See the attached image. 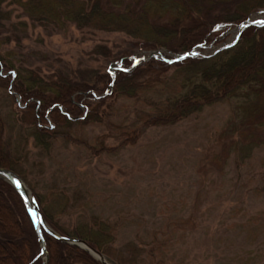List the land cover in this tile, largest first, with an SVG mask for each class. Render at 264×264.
I'll list each match as a JSON object with an SVG mask.
<instances>
[{"label":"trees","instance_id":"16d2710c","mask_svg":"<svg viewBox=\"0 0 264 264\" xmlns=\"http://www.w3.org/2000/svg\"><path fill=\"white\" fill-rule=\"evenodd\" d=\"M14 6L22 17H13ZM260 9H264V0H0V68L15 71L12 88L22 102L32 99L22 108L20 120L24 129H33L30 134L42 155L59 139L78 141L88 149L90 141L85 143L80 131L95 121L107 120L93 141L108 150L107 140L124 147L135 143L146 127L174 124L197 115L206 105L234 100L242 124L230 145L241 157L252 149H264V26L248 25L232 45L216 48L233 40V36L228 40L233 35L230 30ZM29 21L50 23L57 29L74 24L122 31L133 38L127 50L114 58L123 68L131 66L134 50L160 47L175 55L194 50L195 55L173 62L165 59L172 57L168 53L140 58L130 70H113L110 88V72L91 66L39 76L18 63L13 57L16 51L4 48L9 42L18 43ZM96 46L90 54L104 60L113 58L108 48ZM8 76L0 74V89L7 90L13 101ZM51 106L53 129L37 126L38 118L44 119ZM82 114L74 121L68 117ZM71 123L79 126L78 133L65 128ZM11 134L0 112V166L25 178L18 167L19 141ZM252 190L264 194V169ZM46 191L45 201L32 192L49 225L61 234L84 239L116 264H181L172 262L170 251L175 239L185 236L193 225L191 217H163L158 226L146 229L144 236L135 232L118 244L127 218L120 216L119 221V216L99 213L88 190L80 203L77 192H59L51 186ZM77 207L80 213L71 225L59 223L58 217L71 215ZM4 214L9 215V222ZM42 233L46 264H101L84 249L59 241L43 229ZM39 251V240L19 194L0 178V264H41Z\"/></svg>","mask_w":264,"mask_h":264},{"label":"rangeland","instance_id":"374dc122","mask_svg":"<svg viewBox=\"0 0 264 264\" xmlns=\"http://www.w3.org/2000/svg\"><path fill=\"white\" fill-rule=\"evenodd\" d=\"M13 9V17H22L19 8ZM248 17H264V9ZM28 23L26 31L18 34V43L9 42L4 48L16 51L13 57L18 63L34 69L39 76L57 69L70 72L87 66L113 71L117 65L114 58L133 41L122 31L80 28L74 24L57 29L50 23ZM4 36L5 33L1 37ZM96 45L99 49L108 48L113 58L104 60L90 54L97 49ZM154 50L175 55L160 47ZM151 51L134 50L132 58L147 59ZM0 71L9 75L2 68ZM12 81L13 78L11 84ZM11 95L13 101L7 90L0 89V112L7 128L12 130V139L19 141L20 150L16 154L23 179L41 199L47 200L46 189L51 186L59 192L63 189L77 192L80 203L88 190L94 195L92 200L99 213L119 216V221L120 216L127 218L120 229L118 244L135 232L144 236L146 229L158 226L163 217L166 220L189 216L194 223L185 236L175 239L170 251L172 262L264 264V194L251 191L264 169L261 166L264 149H252L241 157L232 151L230 139L236 137L238 125L242 124L236 101L206 105L197 115L174 124L146 127L135 143L124 147L107 140L108 150L93 141L107 120L95 121L80 131L84 142L90 141L89 150L78 141L59 139L42 155L30 134L33 129H24L20 120L22 108L32 99L22 102L20 98L19 105ZM50 110L44 119L38 118L37 126L53 129L55 122L50 118ZM68 117L74 121L83 114ZM111 119L115 121V117ZM65 128L79 132L75 123ZM78 208L71 215L58 217L59 223L71 225L80 213ZM8 218L4 214V220L9 222Z\"/></svg>","mask_w":264,"mask_h":264},{"label":"water","instance_id":"95a60500","mask_svg":"<svg viewBox=\"0 0 264 264\" xmlns=\"http://www.w3.org/2000/svg\"><path fill=\"white\" fill-rule=\"evenodd\" d=\"M254 21H264V17H247L245 20H243L241 23L237 24L231 30L232 33L235 32V34L233 36L234 37L233 40H231L228 43L216 48V50L224 48V47L229 46V45H232L236 41L240 32L245 28V25H247V26L248 25H260V24L254 23ZM185 53H195V51L194 50L186 51L183 54H176V55H173L171 58H165V59L167 61H171V62L176 61V60H180L178 57H186V56H184ZM152 55H162V53L160 50H152L149 53V56H152ZM187 56H189V55H187ZM139 59H140L139 57L134 58L131 66H129V67L123 68L120 65H116L113 68L114 69L120 68L123 70H125V69L130 70L135 66L137 60H139ZM144 59H145V57H144ZM108 72H110V74L112 75V79H111L109 86H108V88H110L112 85L113 78H114V73H113V71H110V68L108 69ZM0 74L5 75L2 73V71H0ZM7 74H11L12 77H14L15 71L11 70L8 73H6V75ZM8 91L15 96L17 104L21 105L20 96H19V94H17L12 89L11 83H10V86L8 88ZM106 92H107V90L104 93H106ZM23 105H25V104H23ZM59 107H61V106L59 105ZM50 109H48L46 112L47 116H48ZM47 120L50 122V127H53V124L51 123V121L48 117H47ZM0 178L3 179L4 181H6L7 183H9L16 190V192L19 194V196H20V198H21V200L25 206V209H26V211H27V213H28V215L32 221V224L34 226L37 238L39 240L40 251H39L37 256L43 257L41 264H46L47 257H48L46 246H45V240H44L43 233H42V229L45 232H47L48 234L54 236L59 241H62V242L68 243V244H72V245H75V246H78V247L84 249L92 257H94L96 260H98L101 264H109V262H111L112 264H116L112 260H110L105 254H103L101 251H99L98 249L91 246L84 239L76 237V236L61 234V233L57 232L54 228H52L49 225V223L46 221L45 217L43 216V214L39 208V205L37 203V200L35 199L31 190L29 189V187L25 183L24 179L19 174H17L15 171H13L12 169L7 168V167H1L0 166ZM17 182H19V186H18ZM33 213H35V217L38 219L34 218ZM39 221H42V223H40Z\"/></svg>","mask_w":264,"mask_h":264},{"label":"snow or ice","instance_id":"6c2138e0","mask_svg":"<svg viewBox=\"0 0 264 264\" xmlns=\"http://www.w3.org/2000/svg\"><path fill=\"white\" fill-rule=\"evenodd\" d=\"M254 23H256V24H260V25H262V26H264V21H254ZM245 27H247V25H245ZM187 55H195V53H185L184 54V56H187ZM179 59H183L184 57H178ZM169 62H171V61H169ZM126 70V69H125ZM17 184H18V186H19V182H17ZM33 216H34V218H36L35 217V213H33ZM36 219H38V218H36ZM40 223H42V221H39Z\"/></svg>","mask_w":264,"mask_h":264},{"label":"bare ground","instance_id":"6f19581e","mask_svg":"<svg viewBox=\"0 0 264 264\" xmlns=\"http://www.w3.org/2000/svg\"><path fill=\"white\" fill-rule=\"evenodd\" d=\"M2 75V74H1ZM4 76V75H3ZM9 85H10V82H9ZM109 264H112L111 262H109Z\"/></svg>","mask_w":264,"mask_h":264},{"label":"flooded vegetation","instance_id":"af4514ba","mask_svg":"<svg viewBox=\"0 0 264 264\" xmlns=\"http://www.w3.org/2000/svg\"><path fill=\"white\" fill-rule=\"evenodd\" d=\"M9 75H10V74H9ZM12 78H14V77H12V76H11V78H10V79H12Z\"/></svg>","mask_w":264,"mask_h":264}]
</instances>
